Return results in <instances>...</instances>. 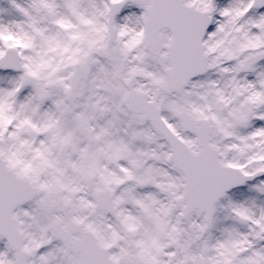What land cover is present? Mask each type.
Masks as SVG:
<instances>
[{
  "label": "snow or ice",
  "instance_id": "1",
  "mask_svg": "<svg viewBox=\"0 0 264 264\" xmlns=\"http://www.w3.org/2000/svg\"><path fill=\"white\" fill-rule=\"evenodd\" d=\"M0 264H264V0H0Z\"/></svg>",
  "mask_w": 264,
  "mask_h": 264
}]
</instances>
